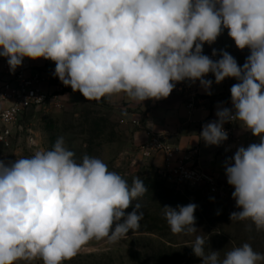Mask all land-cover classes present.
Instances as JSON below:
<instances>
[{
	"label": "clouds",
	"instance_id": "1",
	"mask_svg": "<svg viewBox=\"0 0 264 264\" xmlns=\"http://www.w3.org/2000/svg\"><path fill=\"white\" fill-rule=\"evenodd\" d=\"M224 29L250 52L242 66L225 50L217 60L203 54ZM0 57L11 73L25 58L53 61V75L88 101L160 100L184 81L210 95L209 73L216 84L234 78L232 107L218 106L199 138L219 146L228 139L223 125L234 121L259 138L238 147L225 175L238 209L230 220L264 230V0H0ZM147 190L139 175L129 183L99 157L78 160L62 136L51 149L0 159V264H64L91 240L117 242L140 227L137 201ZM197 207L162 210L173 234L194 235L189 247L201 264H264L247 242L223 257L206 250Z\"/></svg>",
	"mask_w": 264,
	"mask_h": 264
},
{
	"label": "rangeland",
	"instance_id": "2",
	"mask_svg": "<svg viewBox=\"0 0 264 264\" xmlns=\"http://www.w3.org/2000/svg\"><path fill=\"white\" fill-rule=\"evenodd\" d=\"M204 47L229 52L243 65L249 50H240L228 35V29L211 45ZM0 73V78H1ZM51 83L58 84L56 77ZM71 87L52 91L51 99L42 107L27 111L13 127L10 145L0 142V159L14 160L30 156L38 149H51L58 137L74 151L79 160L84 154L101 158L109 170L121 174L127 181L139 175L149 186L160 183L159 190L149 189L138 198L143 219L140 227L115 243L91 240L71 260L64 264H201L193 254L190 243L194 235L173 234L163 217L162 207L195 203L196 235L205 238L206 250H220L221 257L233 247L247 242L257 252L264 253V230H249L248 221H231L230 214L237 211L232 198L233 186L227 183L225 162L230 161L238 147L258 143L259 138L239 125V138L231 149L220 148L223 164L214 171L222 189L221 194H208L206 190L174 183L150 159L142 158L132 149V116L126 115L106 99L86 100L81 93L72 96ZM137 119V118H136ZM3 126L0 124V133ZM34 141V143H33ZM163 185V190H162ZM172 194L173 197H168ZM177 197V198H176ZM131 212L132 207L125 210ZM16 264H43L40 258L17 261Z\"/></svg>",
	"mask_w": 264,
	"mask_h": 264
},
{
	"label": "built area",
	"instance_id": "3",
	"mask_svg": "<svg viewBox=\"0 0 264 264\" xmlns=\"http://www.w3.org/2000/svg\"><path fill=\"white\" fill-rule=\"evenodd\" d=\"M203 54L211 59L220 58L212 51L203 46ZM42 62V63H41ZM49 66L48 73L43 67ZM55 71V63L40 58L31 60L25 58L22 66L14 73L9 71L7 60L0 57V124L3 129L0 133V142L6 146L10 145L13 136V127L19 119L30 109H37L44 106L52 97V91L48 84ZM58 80V87H66ZM205 79L215 82V77L209 73ZM200 85L199 81L192 83ZM70 87V86H69ZM193 103L189 106L191 107ZM134 125H140L139 119L133 120ZM239 121L228 122L223 126L228 132V139L221 144L224 149H231L239 138ZM146 140L139 144L136 153L142 158L150 159L156 154H162V174L171 179L174 183H184L191 188H200L208 194H221L222 189L219 179L213 171H208L201 166V146L185 148L168 140L169 132H158L154 129H146ZM214 146V145H210Z\"/></svg>",
	"mask_w": 264,
	"mask_h": 264
},
{
	"label": "crops",
	"instance_id": "4",
	"mask_svg": "<svg viewBox=\"0 0 264 264\" xmlns=\"http://www.w3.org/2000/svg\"><path fill=\"white\" fill-rule=\"evenodd\" d=\"M42 63V62H41ZM48 73L49 66L43 67ZM237 83L234 78H225L220 84L215 82L211 85V94H207L201 85L194 86L190 81L179 82L169 97L160 100H146L137 103L124 94L114 95L110 104L122 108L126 115L132 119H139L140 125H133L132 149L130 152L136 154L139 144L146 140V129H154L158 132H169L168 140L185 148L201 146V166L208 171H221L222 157L225 153L219 146L206 145L199 138L203 125L217 119L216 110L218 106L231 108V92L233 84ZM48 88L54 91L57 84L49 83ZM77 96L79 92H72ZM193 103L190 107L189 105ZM156 166L163 167L162 154H156L150 158Z\"/></svg>",
	"mask_w": 264,
	"mask_h": 264
},
{
	"label": "trees",
	"instance_id": "5",
	"mask_svg": "<svg viewBox=\"0 0 264 264\" xmlns=\"http://www.w3.org/2000/svg\"><path fill=\"white\" fill-rule=\"evenodd\" d=\"M128 182L131 183L132 181H128ZM146 187L149 188V189H152V190H159V188L161 187V184L160 183H156L155 185H151L150 184L149 186L146 185ZM163 188L164 187L162 185V190H163ZM168 197H173V196H172V194H169Z\"/></svg>",
	"mask_w": 264,
	"mask_h": 264
}]
</instances>
